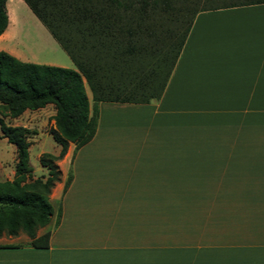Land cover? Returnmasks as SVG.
<instances>
[{
	"label": "crops",
	"instance_id": "1",
	"mask_svg": "<svg viewBox=\"0 0 264 264\" xmlns=\"http://www.w3.org/2000/svg\"><path fill=\"white\" fill-rule=\"evenodd\" d=\"M58 167L49 248L0 264H264V4L197 14L161 98L100 103Z\"/></svg>",
	"mask_w": 264,
	"mask_h": 264
},
{
	"label": "trees",
	"instance_id": "2",
	"mask_svg": "<svg viewBox=\"0 0 264 264\" xmlns=\"http://www.w3.org/2000/svg\"><path fill=\"white\" fill-rule=\"evenodd\" d=\"M22 1L76 69L27 63L0 51V138L15 148L13 178L0 180V237L22 232L29 239L27 246L45 250L51 231L39 236L36 231L47 227L54 213L49 195L60 181L56 163L70 143L77 150L92 140L99 104L158 101L197 14L264 0H217L220 5L216 0ZM6 2L0 0V36L8 25ZM48 105L54 109L49 134L57 154H41L47 175L33 178L29 147L36 130L7 126L3 119H17ZM71 179L69 175L63 190Z\"/></svg>",
	"mask_w": 264,
	"mask_h": 264
},
{
	"label": "rangeland",
	"instance_id": "3",
	"mask_svg": "<svg viewBox=\"0 0 264 264\" xmlns=\"http://www.w3.org/2000/svg\"><path fill=\"white\" fill-rule=\"evenodd\" d=\"M229 1L224 0V3ZM222 3L221 1H215L217 5ZM6 13H8L7 16L10 21L7 29V49L12 51L20 61L76 70L66 53L22 0H7ZM86 93L90 98L87 87ZM0 114H2L1 109ZM53 115L54 109L49 105L37 111H28L17 119H3L7 126H22L36 130L37 134L32 138V144L29 147V164L33 168V178L47 175L46 169L39 162L41 154H57V146L49 134L50 129L54 127ZM0 117L2 116L0 115ZM14 159L15 148L7 143L5 139L0 138V180H11L13 178ZM69 162L62 166L65 176L67 172L71 171ZM59 163H61V160L56 163L57 166ZM50 204L55 211L56 200L50 202ZM47 230L48 227L38 229L36 236ZM1 237L3 238L1 242H14L17 246L29 244L28 237L22 232H19L16 237Z\"/></svg>",
	"mask_w": 264,
	"mask_h": 264
},
{
	"label": "bare ground",
	"instance_id": "4",
	"mask_svg": "<svg viewBox=\"0 0 264 264\" xmlns=\"http://www.w3.org/2000/svg\"><path fill=\"white\" fill-rule=\"evenodd\" d=\"M10 15L12 16V11L10 10Z\"/></svg>",
	"mask_w": 264,
	"mask_h": 264
}]
</instances>
